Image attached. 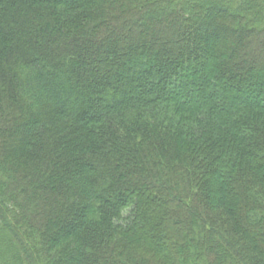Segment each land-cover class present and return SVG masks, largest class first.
I'll return each mask as SVG.
<instances>
[{"label": "trees", "instance_id": "16d2710c", "mask_svg": "<svg viewBox=\"0 0 264 264\" xmlns=\"http://www.w3.org/2000/svg\"><path fill=\"white\" fill-rule=\"evenodd\" d=\"M0 264H264V0H0Z\"/></svg>", "mask_w": 264, "mask_h": 264}]
</instances>
